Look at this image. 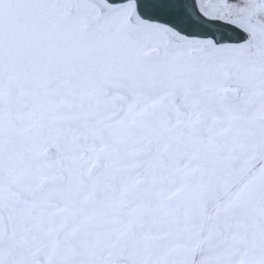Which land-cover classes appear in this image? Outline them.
Masks as SVG:
<instances>
[{
  "label": "snow or ice",
  "instance_id": "obj_1",
  "mask_svg": "<svg viewBox=\"0 0 264 264\" xmlns=\"http://www.w3.org/2000/svg\"><path fill=\"white\" fill-rule=\"evenodd\" d=\"M0 264H264V0H0Z\"/></svg>",
  "mask_w": 264,
  "mask_h": 264
}]
</instances>
